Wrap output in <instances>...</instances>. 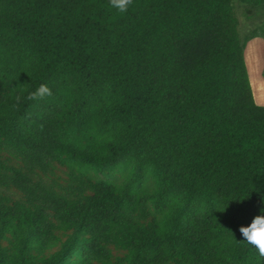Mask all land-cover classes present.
I'll list each match as a JSON object with an SVG mask.
<instances>
[{"label": "trees", "instance_id": "16d2710c", "mask_svg": "<svg viewBox=\"0 0 264 264\" xmlns=\"http://www.w3.org/2000/svg\"><path fill=\"white\" fill-rule=\"evenodd\" d=\"M236 1L0 0V264H264Z\"/></svg>", "mask_w": 264, "mask_h": 264}, {"label": "rangeland", "instance_id": "374dc122", "mask_svg": "<svg viewBox=\"0 0 264 264\" xmlns=\"http://www.w3.org/2000/svg\"><path fill=\"white\" fill-rule=\"evenodd\" d=\"M239 19V32L242 38L256 35L248 40L245 58L255 102L264 105V7L234 3ZM107 179V177H103Z\"/></svg>", "mask_w": 264, "mask_h": 264}, {"label": "clouds", "instance_id": "9594fccd", "mask_svg": "<svg viewBox=\"0 0 264 264\" xmlns=\"http://www.w3.org/2000/svg\"><path fill=\"white\" fill-rule=\"evenodd\" d=\"M109 5L120 14H126L133 5V0H109ZM52 95V89L47 84H41L35 91L28 94L27 99L30 101L44 100ZM239 232L242 237L241 241L251 245L258 255L264 258V207L260 209V214L256 215L248 226H241Z\"/></svg>", "mask_w": 264, "mask_h": 264}, {"label": "crops", "instance_id": "0c3cea01", "mask_svg": "<svg viewBox=\"0 0 264 264\" xmlns=\"http://www.w3.org/2000/svg\"><path fill=\"white\" fill-rule=\"evenodd\" d=\"M245 61H246V58H245ZM247 65V64H246ZM259 105V104H258ZM264 106V105H263Z\"/></svg>", "mask_w": 264, "mask_h": 264}]
</instances>
